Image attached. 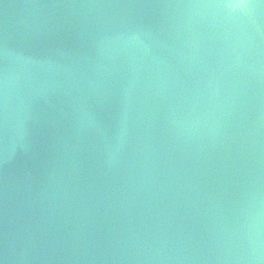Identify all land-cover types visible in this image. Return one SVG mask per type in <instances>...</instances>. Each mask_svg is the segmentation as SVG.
<instances>
[{
	"label": "water",
	"instance_id": "95a60500",
	"mask_svg": "<svg viewBox=\"0 0 264 264\" xmlns=\"http://www.w3.org/2000/svg\"><path fill=\"white\" fill-rule=\"evenodd\" d=\"M4 264H264V0H0Z\"/></svg>",
	"mask_w": 264,
	"mask_h": 264
},
{
	"label": "snow or ice",
	"instance_id": "6c2138e0",
	"mask_svg": "<svg viewBox=\"0 0 264 264\" xmlns=\"http://www.w3.org/2000/svg\"><path fill=\"white\" fill-rule=\"evenodd\" d=\"M0 264H4V260L0 258Z\"/></svg>",
	"mask_w": 264,
	"mask_h": 264
}]
</instances>
